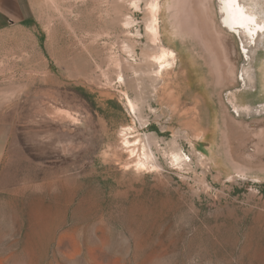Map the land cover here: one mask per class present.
<instances>
[{"label":"rangeland","instance_id":"rangeland-1","mask_svg":"<svg viewBox=\"0 0 264 264\" xmlns=\"http://www.w3.org/2000/svg\"><path fill=\"white\" fill-rule=\"evenodd\" d=\"M218 1L29 0L0 46V264H264V0L240 37Z\"/></svg>","mask_w":264,"mask_h":264},{"label":"bare ground","instance_id":"bare-ground-1","mask_svg":"<svg viewBox=\"0 0 264 264\" xmlns=\"http://www.w3.org/2000/svg\"><path fill=\"white\" fill-rule=\"evenodd\" d=\"M233 2H234L233 0H219L218 1V10H219V14H220V22H219L220 27L224 28L227 32H229L231 34H234V35L237 34L238 37H240V34H244V35L246 34L247 35V33L245 31L246 29L248 30L249 34L253 35V33L256 32V35H258L259 34L258 28H260V23L257 22V19H254L255 15L250 14L248 12V10L245 9V7L241 4V0H238L236 8H234L235 5H232ZM241 16L244 18V20L241 19ZM252 35H251V37H253ZM241 46H242L241 50L243 52H245V47L243 45H241ZM160 51H161V54L158 57H155L157 60L163 59L166 56V54H168V51H165L163 48ZM127 105L129 106V108L133 109V105H131V103L127 102ZM122 142H124V144L126 146L130 145V142H128L126 138H123ZM130 153L132 154L133 151ZM172 159H174L175 161H179L180 157L178 155L174 154V155H172ZM139 164H138V166H139ZM72 197H73V195H69L67 198V201H65V202L69 203L72 200L71 199ZM84 204L86 205L85 202H84ZM65 205H67V204H65ZM87 207L90 208V206H87ZM130 211H132V210H130ZM89 219H90L89 215H86V214L81 217L82 221H87V220L89 221ZM58 226H59V223H55V224L52 223V226L51 227L49 226L50 228L48 227V229H47L48 231H45V234L42 236L43 237V243H42L43 245H46L53 238L55 230L58 228Z\"/></svg>","mask_w":264,"mask_h":264},{"label":"crops","instance_id":"crops-1","mask_svg":"<svg viewBox=\"0 0 264 264\" xmlns=\"http://www.w3.org/2000/svg\"><path fill=\"white\" fill-rule=\"evenodd\" d=\"M30 18L29 0H0V46L5 47L8 41L12 49L13 43L21 40L23 35L28 36Z\"/></svg>","mask_w":264,"mask_h":264}]
</instances>
